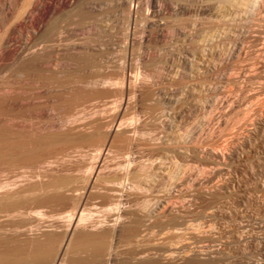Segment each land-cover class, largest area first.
Wrapping results in <instances>:
<instances>
[{"label":"rangeland","instance_id":"rangeland-1","mask_svg":"<svg viewBox=\"0 0 264 264\" xmlns=\"http://www.w3.org/2000/svg\"><path fill=\"white\" fill-rule=\"evenodd\" d=\"M26 1H0V6L6 7L4 13L0 9V23H2L0 24V32L9 29V32H6L11 36L10 43L15 42V45H20L22 42L24 44L28 39V31L26 32L22 28L25 20L16 18L19 9ZM57 1L50 0L54 4ZM78 1L79 3L85 2V0ZM222 1H225L223 2L224 5ZM222 1L135 0L130 2L129 6L134 4L138 6V13H134L132 17L137 18L135 19L137 24H134L139 33L137 39L142 36L144 42L142 44L137 43L125 54L118 52V47L115 46L117 44V37L115 38V36L121 26V22H119L120 11L115 8L108 14L111 17V26L117 33L114 34L115 36L113 35L115 40H113V44H116L113 46L115 49L113 48L112 56L115 58V62L120 61L122 64H127L128 74H132V80L148 78L147 80L153 84L156 91L154 99L145 104H142L137 98V100L130 99L131 102H129L128 107L121 110V112L123 111L122 116L120 114V122L125 124H129L133 118H139L138 127L147 133L144 134L145 137L142 135V138L138 134V136L140 135L139 138L136 136V140L129 146L134 152L133 157H137V161L141 160L147 164L154 163L150 172H157L158 187L161 190L159 193L165 195L166 198L168 195H174L175 198L173 196L171 198L175 204L173 206L171 202V209L174 207L172 210L174 212L166 211L160 218L159 223H162H158L153 231L151 230V234L144 232L138 238L141 243L149 238L148 242L154 244V248H152L153 246L151 248L154 252L157 250L156 253L152 249L150 250L148 245H144L145 247L148 246L149 252L152 251L151 257L153 258L150 257L152 259L150 262L153 264H264V134L251 144H248V139H245L253 130V123L264 118V88L259 83L260 87L256 82L257 80L253 78L262 70L264 76V0L263 2L262 0H255V4L252 0H249L250 4H248V0H246L248 3L242 0L241 5L239 0ZM243 2L249 6H245ZM234 3L238 6L231 7L235 5ZM115 5L116 3L112 6ZM30 7H28L30 10L27 9L26 12L29 13L32 10ZM12 10L13 12H11ZM28 13L25 16H28ZM72 18H67L69 26L66 25V36L69 37L68 40H72L69 33L73 34L74 30L73 40L78 41L80 31L85 29L87 25L89 26L90 23L88 19V21L85 20L88 23H85L80 17H74V20ZM103 18L105 19L106 16L103 15ZM159 22L160 24L165 22V24L160 25ZM13 39L17 40L18 43L15 40L12 41ZM64 39L66 38L64 37ZM32 40L33 38H31V42H34ZM120 62L116 64L118 65ZM113 63L107 74H109L108 77L112 82H116L118 81L116 79H120L121 76L117 73V65H113ZM8 71L10 75L11 71ZM6 73L7 71L4 74ZM8 73L4 77L7 80L3 78L0 82L4 80L11 82L13 78L15 79L14 73L11 72L13 78L8 80L10 77ZM29 76L28 74L16 76L21 77L20 79L16 78L17 82L20 81L19 83L13 80L15 89L13 88L12 93H17L15 95H18L19 99L21 96V102H19L21 105L17 106L20 110L17 109L18 113L15 112L19 119L15 120V113L12 115L13 117L11 116L14 121L9 120L10 117H6V119L11 124L15 123L19 129L24 130L23 132L28 130V135L32 127L34 130L31 134L36 133V131L39 134V130H42L38 138L42 132V134L46 133L45 135H47L57 130L63 132L66 129L67 133L69 126L72 125L71 118H68L70 113L68 114L64 107L60 109L56 107V110L51 107L52 110H50L48 104L55 102V98L52 101L50 91L45 89V86L43 88L44 82L35 83L32 80L36 81V78L31 76L32 80L27 79L31 78ZM110 91L108 100H112L115 95V92H112L113 89ZM48 93L51 96H48ZM30 96L33 98L35 96V99ZM26 97L28 98L26 99ZM50 97L51 100H49ZM97 101L99 102L100 98H97ZM36 103L41 107L46 103V106H43L46 110L41 109V107L38 109L39 106L37 107ZM32 106L34 110L36 107L38 110L31 112ZM24 108L27 111H24ZM22 111L23 116L20 114V118V115L17 114ZM65 112L69 115L67 118L64 117L67 116ZM154 124L155 128L160 127L161 130L156 129L157 135L160 134L162 138L160 135L158 137L165 138V141L157 140L158 143L162 142L165 147L170 144L173 145H170L171 149L167 147L170 152L167 149L163 150L160 146L161 149L157 147L156 141H149L148 143L147 139L151 135L147 134L154 127ZM62 125H64V129ZM44 128L55 130L45 132ZM123 128L124 130L130 129L127 125ZM35 136L33 134V137L37 138ZM25 138L27 139V137ZM171 141L177 143H171ZM121 145L114 144L113 146V151L118 156L115 157L116 159H112L114 164L116 161L122 160L121 156L126 151V148ZM60 147L56 148L58 151L54 148L50 153H42L44 157L41 154V159L45 158L46 163L42 160L41 162L39 157L35 158L38 161L29 159L31 163L27 161L28 159L23 158L21 161L15 160V164L14 161L10 162L11 164L1 162L0 187L10 186L8 188L11 193L37 194L39 191L33 190L37 183L38 186L43 180L46 183L47 180L49 181V175L54 174L53 171H56L55 173L58 175L62 171V165H60L61 167L55 165L58 163L56 160H63L62 153L65 154L70 149L68 146L67 150L66 146L65 148L64 146ZM62 148L65 153L61 150ZM53 152L55 153L51 154ZM74 158L71 159L74 161L79 159V155H74ZM58 164L62 163L59 162ZM41 167H44L43 170L46 171L47 169L53 173L48 172L45 175V171H41ZM50 167L53 168L52 171H50ZM38 170L41 172L39 173ZM221 186L223 188L220 190ZM7 192L0 189V198ZM161 194L159 195L162 198ZM164 197L161 201V203L164 202L163 204L166 203L164 200H169V197L167 199ZM94 201V204H89L88 209L93 211L95 216L101 215L102 213H95V211L99 207L102 208L104 203L100 202V199ZM35 204L28 202L26 205H22L21 210L23 208L24 210L25 208L26 210L27 208H29L28 210L33 209V207L36 208L37 203ZM44 206L43 209L46 211H64L67 209L66 207L70 209L68 205L66 207L59 205L61 208L58 205L52 206V204ZM19 222L21 223V221ZM46 222H43L41 227H44L46 232L53 230L49 221ZM49 226L51 228H47ZM44 228H41L43 232L45 231ZM34 230V233L30 232L35 237L29 232V236L31 235L34 239L43 235L42 231L37 228ZM37 233L41 234L38 235ZM151 235H153L152 240ZM40 239H43V236ZM117 239L115 238L113 241L116 249L112 252L114 257L107 256L105 260L112 258L115 260L113 264L133 262L134 259L131 258V255L134 249L138 251L143 245L137 240L132 245L121 244L119 239L120 243H117ZM143 239L144 242H142ZM184 247L187 249L181 255L172 256L170 254L171 251ZM210 249L218 250L208 256L206 251ZM157 252L161 256L159 253L157 255Z\"/></svg>","mask_w":264,"mask_h":264},{"label":"bare ground","instance_id":"bare-ground-1","mask_svg":"<svg viewBox=\"0 0 264 264\" xmlns=\"http://www.w3.org/2000/svg\"><path fill=\"white\" fill-rule=\"evenodd\" d=\"M27 1L19 9L16 17L25 20L22 28L26 32L28 31L27 41L24 44L22 42L21 44L19 43L20 45H15V42H12L15 40L13 39L11 41L12 44L10 43L11 36L8 33L9 29H5V32H0V80H3L7 76L8 70H10L14 73L15 79L19 78L16 76L28 74V76L31 75L36 78V81L32 80L31 76H29L31 78H27L33 82H44L43 88L46 87L45 89L50 91L52 101L53 98L56 100L48 104L50 110H56V107L59 109L61 107L66 108L65 110L68 114L70 113V116L65 112L67 116L65 115L64 117L67 118L69 116L68 118H71L70 121L73 126L69 124L72 127L69 126L67 133L66 129L63 130L64 125H62L63 129H61L63 132L54 131L55 129L49 128V130L58 132V134L51 132V134L45 135L46 133L42 134V132L39 138L38 135L42 130H39V134H37V131L31 134L32 130H34L32 127L31 131L29 130V135L27 129V131L25 130L26 132H23L24 130L19 129L15 123H9V120L12 121L14 119H12V115L15 112L18 113L20 110L17 106L21 105L19 103L21 102V96H19V99L18 95H15L17 93H12L15 85L13 84V80L17 82V79L15 80L11 77L10 72V75L8 73L10 76L8 80L10 78H13V80L11 82L5 80L0 82V163L7 162L11 164L14 161L13 163L15 164V160L19 159L21 161V158L28 159L27 161L29 159L38 161V159H35L38 157L40 161H44L45 158L41 159L43 154L46 152L50 153L54 148L56 149L60 146H64L65 148L66 146L67 150L68 146L70 149L66 153L63 148L61 149L65 153L61 152L62 155L67 159L61 157L63 160H56L58 163H62L58 164L56 162L57 164L55 165H62L60 167L64 172L61 171L63 174L59 173L58 175L55 173L56 171H53L54 174H48L50 178L46 183L43 182L44 180L41 181L42 183H39V186L38 183L37 185L33 183L36 185L33 190L37 189L39 191L37 194L23 195L11 193L8 188L10 186L0 187V189L8 191L0 198V264H113L115 260L112 259L114 257L112 252L116 250L113 245L115 238H118L122 242L121 244L126 243L127 245H132L137 240L144 247L140 246L142 249L139 250L140 248H137L139 244L137 243L138 245L135 247L138 251H135V249L133 253L132 250L130 251L132 253L131 258L134 261L122 262V264H153L150 261L153 258L151 254L154 244L152 245L148 242L149 238H146V241L144 238L142 242H148L150 245L145 242L141 243V241H138V238L144 232L148 234L151 230L153 231L154 227L160 222L162 214L164 215L166 211L173 210L174 207L171 209L173 204V199L171 198L172 196L174 198V195H168V197L170 196L169 198L167 197L170 203L169 200H164L166 201L165 204H163L164 202L161 203L165 195L163 196L159 193L161 190L158 187L157 172H150V168H152L154 163L147 164L141 160L137 161L138 158L133 157L134 152L129 147L136 140L138 134L142 138L147 132L145 133L138 127V117H135L138 119L133 118V122L125 124L124 122H120V114L122 116L123 111L121 112V110L128 107L129 102H131L130 99L137 98L142 104H145L154 99L156 91L153 84L147 80V76V79H137L135 77L136 79L132 80V74H128L127 64L125 65L117 61L119 59L115 62V58L112 56L115 49L113 46L116 44H113V35L117 33L114 32L111 26V17L108 15L115 8H118L120 11L119 22H121V26L117 34L118 36L114 35L115 38L117 37V44L115 46L118 47V52L125 54L137 43L142 44L144 42V37L142 38V36L140 39H137V34L139 33L134 26V24H137V20H135L137 18L134 19L132 17L134 13H138V6L136 4L129 6L130 2H134L135 0H85L83 3H79L78 0H58L55 4L50 2V0H29L28 3ZM231 1L233 2V0ZM252 1L254 2L255 0ZM115 3L116 5L112 6ZM235 3L237 4L236 1ZM241 3L242 0H239L240 5ZM236 4L231 7H237L238 5ZM217 5L220 7L218 3ZM247 5L245 4V6ZM3 6L5 7V4ZM28 7L32 8L29 13L26 12L29 9ZM5 8L1 7V12L4 13ZM26 13L29 15L25 16ZM103 15L106 16L105 19ZM68 17H80L84 22L87 19L89 20V26L87 25L85 29L80 31L78 41L73 40L74 30L73 34L69 33L72 40H68L69 37L66 36V25L69 26L67 24ZM71 22L74 24L73 21ZM31 38H33L34 42H31ZM15 41L17 42V40ZM118 62H120L119 66L116 64ZM112 63L113 65H117V73L121 76L120 79H116L118 80L116 82H112L108 77L109 74H107L108 70L112 67ZM6 71L7 73L4 74ZM262 73L263 70L258 72L253 78L257 80L258 85L260 83L262 88H264V76ZM113 75L115 76L114 72ZM141 77L143 78V76ZM4 79L7 80V78ZM178 84L180 83L178 82ZM111 89H113L112 92H115V95L112 100H108L107 98L110 97L108 94L111 92ZM48 96L51 95L48 93ZM48 96L47 98H49ZM43 97L45 98V95ZM97 98H100L99 102ZM33 99H35V96ZM49 100H51V97ZM37 103L35 105L38 107ZM29 104L27 105L29 106ZM33 106L30 108V110L32 109L31 112L34 110ZM43 106H46V103ZM43 106H39L38 109L40 107L41 109H45ZM37 107L35 110H38ZM17 109L18 111H16ZM24 111L27 110L24 108ZM16 113L14 116H16ZM20 114L23 116V111L17 115ZM24 115H26L25 112ZM6 117H10V119L7 120ZM22 118L24 119V117ZM18 119L19 117L16 116L15 120ZM70 121L68 122L70 123ZM253 124V130H251L250 134L248 133V138H245L246 140L248 139V144L256 142L264 134V118L257 120ZM125 125L130 127V129L126 128L124 130L123 127ZM156 126L158 127L157 124ZM159 128H155L154 124V127L150 129L149 134H147L151 135L147 139L148 143L149 141H156L158 143L157 140L162 138L160 134L158 135L161 138L157 135L156 129L159 131ZM47 130L48 128L45 129V132ZM33 134L34 136L37 134V138H34ZM25 137L29 139L27 140ZM167 138L166 140H168ZM161 140L165 141V138ZM173 142L175 143L176 141H171V143ZM114 144H122L126 148V151L121 156L122 160L118 162L115 160V164L114 162L112 163V159L114 160L118 156L113 151ZM170 145L166 146L171 149ZM159 146L163 150H168L167 147L162 145V142L157 144V147ZM74 155H79V159L75 161L71 159L74 158ZM29 162L31 163V161ZM44 162L46 163V161ZM44 167L40 168L42 169L41 171H45L43 170ZM52 170L53 168L50 167V171ZM48 172L49 170L47 171L46 169L45 175ZM223 186L220 187V190ZM25 191L27 192V190ZM159 194L162 195V198ZM98 199L104 205L102 208L99 207L100 210L97 208L98 211H95V213L100 212L102 214L95 216L94 212L88 209V206L89 204H94V200ZM28 202L37 203V207H33L30 210H28L29 208L21 210L22 205H26ZM46 204H52V206L58 205L60 208L61 206L59 205H64L65 207L68 205L70 209L66 207L67 209L64 210V207L62 208L64 211H46L43 209ZM45 221H49V225L53 230L46 232L47 230L41 227ZM50 226L47 228H51ZM34 228L38 230L41 228L45 229L44 232L42 229L40 230L43 233V239H40L42 236L39 237L37 235L38 239L32 237L34 236ZM29 232L33 235L29 236ZM152 236L150 237L151 240ZM118 239L117 243L119 242ZM144 245H148L150 250L152 249L151 253L148 246L145 247ZM185 249L187 248L175 249L170 254L172 256H175V254L181 255L182 252H185ZM216 250L218 249L207 250L206 254L211 256ZM156 251L153 252L156 253ZM159 252H157V255ZM171 255L170 257H172ZM107 256L112 258L105 260Z\"/></svg>","mask_w":264,"mask_h":264}]
</instances>
